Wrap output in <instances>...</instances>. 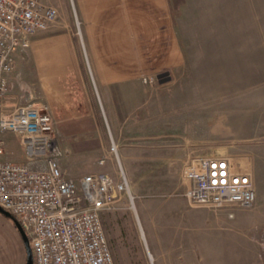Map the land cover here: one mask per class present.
<instances>
[{
	"label": "rangeland",
	"instance_id": "1",
	"mask_svg": "<svg viewBox=\"0 0 264 264\" xmlns=\"http://www.w3.org/2000/svg\"><path fill=\"white\" fill-rule=\"evenodd\" d=\"M46 1L59 10L56 23L72 35L85 87L92 91L91 103L96 117L92 120L97 123L95 130L72 134L73 131L61 129L58 122L57 140L64 152L63 171L69 177L79 178L102 170L118 180L123 170L135 196L136 209L131 207L129 192L124 191L115 207L103 213L115 263L256 264L259 259L264 264V177L258 183L262 196L259 199L263 200L260 207L257 204L249 208L229 207V211H241L243 216L239 220L231 217L230 222L218 217L209 224L200 221L195 234L188 229L186 212L194 205L184 195L188 187L184 176L186 162L196 155L215 153L222 148L237 150L232 159L255 180L254 154L262 151L264 138L256 137L254 130H251L250 138L242 136L246 135L243 128L254 127L253 118L248 123L239 124L245 119L241 118L245 113L254 114L255 92L245 88L231 90L228 106L222 105V99L217 95L213 98L217 92L210 90L212 84L229 77L230 83H241L245 87L250 81L247 76L233 74V70L230 74L222 69L210 70V60L206 57L189 59L187 66H173L172 69L156 67L154 63L159 60L151 59L150 69L145 70H141L142 59H136V74L129 79L126 101L121 102L122 98L112 101L108 99L94 60L88 54L82 33L85 21L80 3L78 0ZM117 13L105 12L106 19L114 18ZM160 32L161 40L156 47L163 50L167 46V36ZM127 117L135 121L126 124L121 138H112V132L108 130L112 118ZM113 143L117 145V153L112 149ZM14 146L20 147L17 140ZM142 148L146 152L145 162L128 174L130 163L126 156L131 158L134 155L129 153ZM102 157H107L104 165L98 163ZM25 159L24 156L19 161ZM172 210H179L180 216H174ZM224 243L256 248L257 258L252 251L244 252L241 258H226L227 253L222 250L206 249L207 246L215 249ZM26 263L25 240L15 216L7 210H0V264Z\"/></svg>",
	"mask_w": 264,
	"mask_h": 264
},
{
	"label": "crops",
	"instance_id": "2",
	"mask_svg": "<svg viewBox=\"0 0 264 264\" xmlns=\"http://www.w3.org/2000/svg\"><path fill=\"white\" fill-rule=\"evenodd\" d=\"M78 2L84 15L82 33L88 46V54L94 60L108 99L116 102L118 98H122L121 102L126 101L129 79L136 74V59H142L141 70H145L150 69L151 59L159 60L154 63L156 67L166 66L172 69L173 66H187L189 59L206 57L210 60V70L222 69L227 73H232L233 70V74H244L245 78L247 76L248 81L250 80L249 84L242 87L241 83H230L229 77L218 84H212L210 90L217 92L213 94V98L217 95L222 99V105L228 106L231 90L245 88L246 91L255 92L254 114L245 113L241 117L245 119L240 120L239 124L248 123L252 120L250 118H253L254 127H242L246 133L242 136L250 138L251 130H254L256 137L264 138V0ZM110 10L118 13L114 18L107 20L105 12ZM61 27L60 23H55L49 30L34 36L28 49L16 53L14 70L8 76L9 90L3 101L4 109L13 110L18 105L25 104L27 100L36 105L45 102L61 129L73 131L72 134L85 132L87 129L95 130L97 123L92 120L96 118L91 103L92 91L85 87L72 35ZM160 31L165 32L167 36V46L163 50L156 47L161 40ZM134 121L128 117L112 118V124L110 122L108 128L112 132L111 137L121 138L126 124ZM99 125L98 122V129ZM3 136L8 141L3 159H22L25 156L24 146L16 139L18 137L11 132ZM15 139L21 148L14 146ZM261 148L262 151H256L254 154L257 207H260L263 201L259 199L262 196L258 183L264 177V144ZM236 152L238 151H231L228 147L208 154L231 157ZM241 152L248 155L244 150ZM131 154L134 155L131 158L126 156L130 163L128 174L145 162V148L129 153ZM187 183L189 187L191 182L188 180ZM143 211L148 212L144 209ZM172 211L174 216H180L179 210ZM186 212L191 234L198 233L200 221L209 224L218 217L230 222L231 217L239 220L243 216L241 211L230 216L231 211L227 208L212 211L193 206ZM210 248L217 252L224 251L227 253L226 258H241L247 251L254 252L256 257L257 250L251 246L248 248V245L225 243L215 246V249L211 246L206 249ZM255 262L263 264L259 259Z\"/></svg>",
	"mask_w": 264,
	"mask_h": 264
},
{
	"label": "built area",
	"instance_id": "3",
	"mask_svg": "<svg viewBox=\"0 0 264 264\" xmlns=\"http://www.w3.org/2000/svg\"><path fill=\"white\" fill-rule=\"evenodd\" d=\"M58 17V8L46 0H0V207L27 233L32 264H116L103 213L115 207L124 191L136 209L126 173L122 170L118 180L102 170L67 176L58 122L49 105L27 100L9 111L3 105L16 53L28 49L32 38L49 30ZM7 132L24 146V161L3 159ZM112 149L117 153L115 143ZM106 161L102 157L98 163ZM184 176L191 182L184 195L194 206L217 210L256 204L252 174L240 170L230 156L196 155L186 162Z\"/></svg>",
	"mask_w": 264,
	"mask_h": 264
},
{
	"label": "water",
	"instance_id": "4",
	"mask_svg": "<svg viewBox=\"0 0 264 264\" xmlns=\"http://www.w3.org/2000/svg\"><path fill=\"white\" fill-rule=\"evenodd\" d=\"M0 208H2V207H0ZM1 210H3V209H1ZM9 213H11V212L9 211ZM15 219L17 221V226L19 227V229L23 235V238L25 240V245H26V249H27V263L26 264H32L33 263V252H32L30 239H29L27 233L25 232L23 226L20 224V222L17 220L16 217H15Z\"/></svg>",
	"mask_w": 264,
	"mask_h": 264
},
{
	"label": "trees",
	"instance_id": "5",
	"mask_svg": "<svg viewBox=\"0 0 264 264\" xmlns=\"http://www.w3.org/2000/svg\"><path fill=\"white\" fill-rule=\"evenodd\" d=\"M3 209V208H0V210ZM5 210V209H4Z\"/></svg>",
	"mask_w": 264,
	"mask_h": 264
}]
</instances>
